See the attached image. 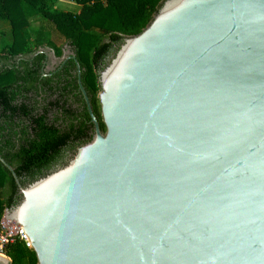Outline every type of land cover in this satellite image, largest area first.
I'll list each match as a JSON object with an SVG mask.
<instances>
[{
    "label": "water",
    "instance_id": "water-1",
    "mask_svg": "<svg viewBox=\"0 0 264 264\" xmlns=\"http://www.w3.org/2000/svg\"><path fill=\"white\" fill-rule=\"evenodd\" d=\"M76 69L91 139L25 184L0 157L37 264H264V0H163L98 71L104 131Z\"/></svg>",
    "mask_w": 264,
    "mask_h": 264
},
{
    "label": "trees",
    "instance_id": "trees-1",
    "mask_svg": "<svg viewBox=\"0 0 264 264\" xmlns=\"http://www.w3.org/2000/svg\"><path fill=\"white\" fill-rule=\"evenodd\" d=\"M54 0H0V21L10 25V39L0 31V157L14 169L22 184L60 164L67 151L89 141L93 124L78 89L76 60L81 82L100 129L105 127L97 98L98 71L125 36L145 27L163 0H71L79 12L51 8ZM22 3L42 16L37 29H29ZM53 31V33H51ZM56 59L75 55L61 69H43V50ZM47 50V49H46ZM69 50L68 53H65ZM59 61V63H60ZM19 86V103L12 97ZM19 109V123L15 111ZM19 144L5 135H18ZM19 197L11 172L0 161V218ZM12 264H37L34 251L22 241L8 244Z\"/></svg>",
    "mask_w": 264,
    "mask_h": 264
},
{
    "label": "rangeland",
    "instance_id": "rangeland-1",
    "mask_svg": "<svg viewBox=\"0 0 264 264\" xmlns=\"http://www.w3.org/2000/svg\"><path fill=\"white\" fill-rule=\"evenodd\" d=\"M22 7L23 10L25 11L26 17L28 19L29 22V29H37L39 23L42 22V16L40 15L39 12H37L34 8L30 7L28 4L26 3H22ZM51 8H56V9H60V10H69L72 12H79L81 5L75 1H71V0H54ZM10 25L8 23V21L6 20H1L0 21V31L2 33L3 38L6 39H10ZM53 33V31L51 32ZM48 49L49 51H52V49H50L49 47L44 48V50ZM51 56V55H50ZM50 59H54L52 56L50 57Z\"/></svg>",
    "mask_w": 264,
    "mask_h": 264
},
{
    "label": "built area",
    "instance_id": "built-area-1",
    "mask_svg": "<svg viewBox=\"0 0 264 264\" xmlns=\"http://www.w3.org/2000/svg\"><path fill=\"white\" fill-rule=\"evenodd\" d=\"M22 241L26 247L31 248V243L22 226L13 220L7 219L4 214L0 218V253L5 254L8 244Z\"/></svg>",
    "mask_w": 264,
    "mask_h": 264
},
{
    "label": "flooded vegetation",
    "instance_id": "flooded-vegetation-1",
    "mask_svg": "<svg viewBox=\"0 0 264 264\" xmlns=\"http://www.w3.org/2000/svg\"><path fill=\"white\" fill-rule=\"evenodd\" d=\"M39 51L40 52H44V54H45V57H44V60H43V69L46 70V71L52 70L53 72H55L56 70L61 69L63 67V65H64V62L66 60H68L66 58L69 57V56H67V57L65 56L64 59L60 61L59 59L55 58L53 53L52 54H46V50H44V49L43 50L41 49ZM68 52H69V50H67L65 53H68ZM50 55L54 58L53 60L50 59V57H51ZM59 61H60V63H59ZM6 66H8V64L0 63V71L2 70V68L6 67ZM12 92H13L12 97H14L15 100L19 103V86L17 88H15L14 91H12ZM18 118H19V109L17 111H15V115H14L15 123H19ZM15 129L18 132V135L13 136V133L8 131V129H5V135L6 136L11 135V138L18 142L19 141V128L16 127ZM18 144H19V142H18ZM72 151H73V149L67 151V154H66L65 158L61 162H63L71 154ZM18 199H19V197H18Z\"/></svg>",
    "mask_w": 264,
    "mask_h": 264
}]
</instances>
